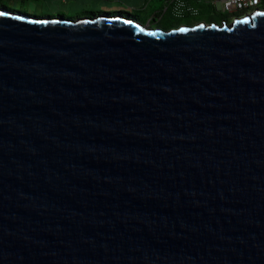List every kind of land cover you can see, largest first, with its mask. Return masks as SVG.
<instances>
[{
    "label": "water",
    "instance_id": "1",
    "mask_svg": "<svg viewBox=\"0 0 264 264\" xmlns=\"http://www.w3.org/2000/svg\"><path fill=\"white\" fill-rule=\"evenodd\" d=\"M0 264H264V9L0 7Z\"/></svg>",
    "mask_w": 264,
    "mask_h": 264
},
{
    "label": "rangeland",
    "instance_id": "2",
    "mask_svg": "<svg viewBox=\"0 0 264 264\" xmlns=\"http://www.w3.org/2000/svg\"><path fill=\"white\" fill-rule=\"evenodd\" d=\"M167 0H0V7L4 5L7 9L16 12H22L29 15L40 17H63L67 19H77L82 17H92L96 15H124L132 17L143 24L151 27H167L176 22L172 16L163 13L161 10ZM187 4V3H186ZM192 10H200L201 15H189L184 21L191 23L197 22L199 19L207 21L208 17H204L205 13L212 12L216 16L225 14L216 4L201 0L199 4L192 1L188 5ZM125 12V14L120 12ZM205 11V13H204ZM130 14L131 16H129ZM234 16L230 17V21ZM208 23V22H206Z\"/></svg>",
    "mask_w": 264,
    "mask_h": 264
},
{
    "label": "built area",
    "instance_id": "3",
    "mask_svg": "<svg viewBox=\"0 0 264 264\" xmlns=\"http://www.w3.org/2000/svg\"><path fill=\"white\" fill-rule=\"evenodd\" d=\"M220 9L228 14L244 15L259 9L264 0H210ZM174 13L181 16L184 11H192L190 7L182 0H175L173 5Z\"/></svg>",
    "mask_w": 264,
    "mask_h": 264
},
{
    "label": "trees",
    "instance_id": "4",
    "mask_svg": "<svg viewBox=\"0 0 264 264\" xmlns=\"http://www.w3.org/2000/svg\"><path fill=\"white\" fill-rule=\"evenodd\" d=\"M187 2H189L190 4H192V1L193 0H186ZM195 2V1H194ZM196 3V2H195ZM263 6H264V2H263V4H262ZM2 7H4V8H6L4 5H2ZM14 11V10H13ZM168 11H169V14H171L172 16H173V14L170 12L171 10L170 9H168ZM120 13H123V14H125L126 15V13L125 12H120ZM163 13H165V11L163 12ZM129 16H131L130 14H128ZM233 15H240V14H228V13H225V14H220V16L222 17V19H224V18H229V17H231V16H233ZM133 17V16H132ZM174 17V16H173ZM189 17V15L188 14H186V15H183V16H181V17H174L173 19L174 20H176V22L175 23H173V24H171V25H169L167 28H171V27H177V26H179V25H181V24H183V23H186V24H193V23H191L190 21H184L185 20V18H188ZM222 19H220V18H208L207 19V21L206 22H211V21H216V22H221V20ZM202 19H199L198 21H201ZM197 21V22H198ZM194 23H196V22H194ZM165 29V28H164Z\"/></svg>",
    "mask_w": 264,
    "mask_h": 264
},
{
    "label": "crops",
    "instance_id": "5",
    "mask_svg": "<svg viewBox=\"0 0 264 264\" xmlns=\"http://www.w3.org/2000/svg\"><path fill=\"white\" fill-rule=\"evenodd\" d=\"M142 1H146V0H142ZM174 1H175V0H167V1L164 3L163 7H161V8H162L161 10H163V12H164V11H165V12H169L168 9H170V10H171L170 12H171L174 16H176V17H181V16L186 15V14H188V15H195V10H192V11H184L183 14H182L181 16H177V15L174 13V9H173ZM182 1H184L185 3H187L188 5H190V3L187 2L186 0H182ZM193 1H195L197 4H199L201 0H193ZM206 1L209 2V3H213V2H211L210 0H206Z\"/></svg>",
    "mask_w": 264,
    "mask_h": 264
},
{
    "label": "flooded vegetation",
    "instance_id": "6",
    "mask_svg": "<svg viewBox=\"0 0 264 264\" xmlns=\"http://www.w3.org/2000/svg\"><path fill=\"white\" fill-rule=\"evenodd\" d=\"M259 9H264V6L263 5H261L260 6V8ZM165 13H167V12H165ZM201 11L200 10H195V15H201ZM204 13H205V11H204ZM237 14V13H236ZM203 15H205L204 17H208V18H220V19H222V17L221 16H216V14H214V13H212V12H207V13H205V14H203ZM234 16V18L235 17H238L239 15H233ZM227 22H230V17L229 18H224ZM223 20V19H222ZM202 21V20H201ZM205 22V21H204ZM183 24H186V23H183ZM188 25H190V24H188Z\"/></svg>",
    "mask_w": 264,
    "mask_h": 264
}]
</instances>
